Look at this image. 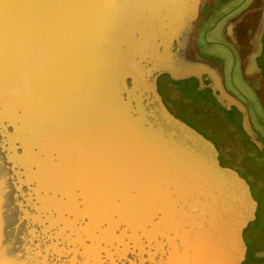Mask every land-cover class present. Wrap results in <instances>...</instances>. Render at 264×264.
I'll list each match as a JSON object with an SVG mask.
<instances>
[{
  "label": "water",
  "instance_id": "water-1",
  "mask_svg": "<svg viewBox=\"0 0 264 264\" xmlns=\"http://www.w3.org/2000/svg\"><path fill=\"white\" fill-rule=\"evenodd\" d=\"M214 0H0V264H243L259 202L158 89L197 79L260 150L222 65ZM242 75L261 84L264 0ZM209 83H206V80Z\"/></svg>",
  "mask_w": 264,
  "mask_h": 264
},
{
  "label": "flooded vegetation",
  "instance_id": "flooded-vegetation-1",
  "mask_svg": "<svg viewBox=\"0 0 264 264\" xmlns=\"http://www.w3.org/2000/svg\"><path fill=\"white\" fill-rule=\"evenodd\" d=\"M256 1L214 0L212 9L208 8L204 12L205 43L200 46L199 50L204 57L216 60L222 65L226 88L246 105L252 125L258 133L259 139L264 143V90L261 84L258 82L252 84L242 75V61L247 50L246 41L252 34L253 21L247 19L235 27L234 34L237 37V42L233 41L227 31V26L251 8L250 6ZM259 65L262 67L264 75V50L259 58ZM237 68L247 85V87L246 85L242 86V97L228 86V74L230 73L232 77ZM206 83H209L208 79ZM238 84L241 85L240 82ZM158 89L172 113L213 141L220 151L222 165L236 168L245 178L248 177L243 172L253 169L258 178H261L259 190L261 189L263 194L256 196L253 192L259 202L258 218L259 209L264 201V148L260 150L248 137L250 142L257 147L259 153H243L239 161L240 165L237 164L238 148L235 147L240 143L237 124L241 123L242 127V113L235 106L231 110H226L217 101L212 90L207 86H200L197 79L174 82L168 75H162L158 80ZM215 103L233 116L228 118L218 114L214 106ZM241 147L245 149L242 144ZM224 151H228L227 155ZM226 158L229 159V162H226ZM247 180L254 191V183L249 178ZM261 211L264 212V207Z\"/></svg>",
  "mask_w": 264,
  "mask_h": 264
},
{
  "label": "trees",
  "instance_id": "trees-1",
  "mask_svg": "<svg viewBox=\"0 0 264 264\" xmlns=\"http://www.w3.org/2000/svg\"><path fill=\"white\" fill-rule=\"evenodd\" d=\"M255 148L257 149V147ZM226 162H229V159L226 158ZM251 170L252 171L250 175L247 177L256 185V187L259 188L261 178H258L256 172L253 169ZM261 194L262 192H260V196ZM263 207L264 201L262 202L261 209ZM261 209H259L260 213L257 220L251 223L245 230V239L248 244V253L247 260L243 264H264V212L262 213Z\"/></svg>",
  "mask_w": 264,
  "mask_h": 264
},
{
  "label": "rangeland",
  "instance_id": "rangeland-1",
  "mask_svg": "<svg viewBox=\"0 0 264 264\" xmlns=\"http://www.w3.org/2000/svg\"><path fill=\"white\" fill-rule=\"evenodd\" d=\"M235 0H233L234 2ZM262 60V59H261ZM238 82L241 83V85L238 84ZM246 85V83L243 81L242 79V76H241V72L239 70V68H237L235 74L231 77V74L229 73L228 74V86L229 88L235 92L236 94L240 95L242 97L243 93H242V86L244 87ZM247 87V85H246ZM214 106L216 107V111L218 112V114L222 115V116H225V117H231L233 116V114H230L228 113L226 110H224L223 108H221L217 103L214 104ZM237 127H238V132H239V140H240V143L245 147V149H242L241 147V144L238 143V145L235 147V148H238V151L236 153V156H237V164H239V161L241 160V155L243 153H248V152H257L259 153L255 146L250 142L248 136L245 134V132L243 131L242 127H241V123H238L237 124ZM227 155V152L228 151H224ZM258 157H260V155L258 154ZM252 170H246L243 172V174L245 176H248L250 175ZM255 194H257L258 196L260 195V191H259V188L256 187V185L254 184V191Z\"/></svg>",
  "mask_w": 264,
  "mask_h": 264
},
{
  "label": "crops",
  "instance_id": "crops-1",
  "mask_svg": "<svg viewBox=\"0 0 264 264\" xmlns=\"http://www.w3.org/2000/svg\"><path fill=\"white\" fill-rule=\"evenodd\" d=\"M260 192H262L261 190H260ZM263 194V193H262Z\"/></svg>",
  "mask_w": 264,
  "mask_h": 264
}]
</instances>
